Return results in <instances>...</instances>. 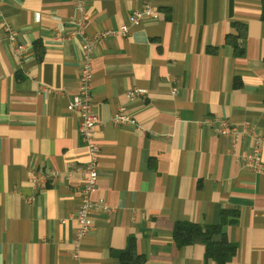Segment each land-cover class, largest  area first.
<instances>
[{"label": "crops", "instance_id": "1", "mask_svg": "<svg viewBox=\"0 0 264 264\" xmlns=\"http://www.w3.org/2000/svg\"><path fill=\"white\" fill-rule=\"evenodd\" d=\"M146 1L159 18L102 38L94 51V199L109 210L93 214L77 245L84 178L71 167L89 155L80 115L69 109L82 61L71 22L83 2L93 38L128 24ZM233 21L247 25L243 55L226 44ZM130 89L142 95L130 101ZM120 106L135 123L112 120ZM222 119L255 129L264 166V0H0V264H121L112 251L129 236L146 264H218L206 260L202 237L180 248L173 229L179 221L218 224L225 210L237 213L224 228L237 245L227 264H264V169L238 159L255 138L243 135L234 149L217 132ZM33 171H56L59 180L34 188Z\"/></svg>", "mask_w": 264, "mask_h": 264}, {"label": "built area", "instance_id": "2", "mask_svg": "<svg viewBox=\"0 0 264 264\" xmlns=\"http://www.w3.org/2000/svg\"><path fill=\"white\" fill-rule=\"evenodd\" d=\"M78 16L71 22L74 27V34L80 36V43L82 46V61L79 75V92L75 95L69 103L71 112H77L80 115L79 135L84 146L88 151L89 158L83 166H72L75 170H79L84 178V184L81 188L80 204L76 215L78 223L76 244L79 245L80 239L92 231L94 227L93 214L97 211L108 212L109 206L104 198L94 199V195L98 190L99 181V160L101 155L100 143L97 140V132L101 128V123L94 111V103L92 97V82H93V56L97 44L104 37L110 35L127 36L130 25H135L144 17L159 18V11L152 5L150 1L144 2L142 8L134 10L129 17V23L121 26L118 30H106L100 34L89 38L85 34V25L87 15L84 10V3L80 2L77 5ZM9 30V29H8ZM16 34L9 30V39L14 40ZM23 47L19 46L17 52H22ZM142 95L138 89H130L127 92V98L130 101L137 100ZM112 120L118 124H132L134 119L129 116L125 106H120L113 115ZM217 132L225 137L231 138L232 146L236 149L241 142L243 135H251L255 138V146L251 152L239 155L238 159L247 167L262 171L264 166L262 164V156L260 143L261 138L255 129L248 128L246 125H238L227 120H219L217 125ZM68 176H71L69 171ZM59 173L51 171L48 174L31 172L29 182L34 188H44L49 181L54 184L59 180ZM78 256V255H77Z\"/></svg>", "mask_w": 264, "mask_h": 264}, {"label": "trees", "instance_id": "3", "mask_svg": "<svg viewBox=\"0 0 264 264\" xmlns=\"http://www.w3.org/2000/svg\"><path fill=\"white\" fill-rule=\"evenodd\" d=\"M233 32L229 33L225 40L226 44L232 45L236 55H243L244 49L240 46V41L246 39L247 25L241 21L232 22ZM36 56L39 60L43 57L42 42H36ZM208 51L211 49L208 48ZM241 84L236 82V86ZM237 213L225 210L222 212L221 220L218 224L201 226L196 223L179 221L175 223L173 229V239L178 247L190 245L195 237H202L206 243V260L212 259L218 264H227L236 255L237 245L230 242L224 231L225 226L235 223ZM231 217V219H230ZM216 235H221L220 240H215ZM114 257L118 258L121 264H146L145 255L139 254L134 236H129L126 248L112 251Z\"/></svg>", "mask_w": 264, "mask_h": 264}]
</instances>
